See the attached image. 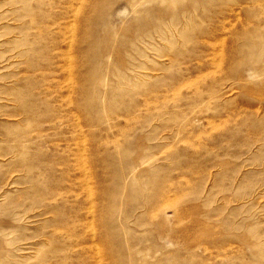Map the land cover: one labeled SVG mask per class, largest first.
I'll return each instance as SVG.
<instances>
[{"label": "rangeland", "instance_id": "obj_1", "mask_svg": "<svg viewBox=\"0 0 264 264\" xmlns=\"http://www.w3.org/2000/svg\"><path fill=\"white\" fill-rule=\"evenodd\" d=\"M0 264H264V0H0Z\"/></svg>", "mask_w": 264, "mask_h": 264}]
</instances>
